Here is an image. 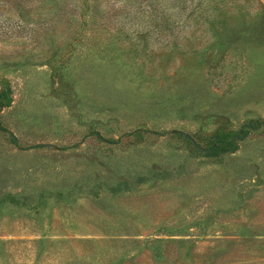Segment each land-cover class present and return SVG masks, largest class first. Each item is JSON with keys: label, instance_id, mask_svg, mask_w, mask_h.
<instances>
[{"label": "rangeland", "instance_id": "obj_1", "mask_svg": "<svg viewBox=\"0 0 264 264\" xmlns=\"http://www.w3.org/2000/svg\"><path fill=\"white\" fill-rule=\"evenodd\" d=\"M0 264H264V0H0Z\"/></svg>", "mask_w": 264, "mask_h": 264}]
</instances>
